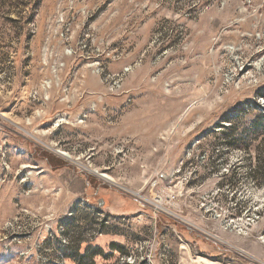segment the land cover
Instances as JSON below:
<instances>
[{"label":"rangeland","instance_id":"374dc122","mask_svg":"<svg viewBox=\"0 0 264 264\" xmlns=\"http://www.w3.org/2000/svg\"><path fill=\"white\" fill-rule=\"evenodd\" d=\"M0 264H264V0H0Z\"/></svg>","mask_w":264,"mask_h":264},{"label":"trees","instance_id":"16d2710c","mask_svg":"<svg viewBox=\"0 0 264 264\" xmlns=\"http://www.w3.org/2000/svg\"><path fill=\"white\" fill-rule=\"evenodd\" d=\"M42 156H43L44 159H46L47 161H50V163L53 162V160H54V159H53L52 157H50L48 154H43Z\"/></svg>","mask_w":264,"mask_h":264},{"label":"bare ground","instance_id":"6f19581e","mask_svg":"<svg viewBox=\"0 0 264 264\" xmlns=\"http://www.w3.org/2000/svg\"><path fill=\"white\" fill-rule=\"evenodd\" d=\"M59 153H60L61 155L65 156L66 158H68V154H67V153L62 152V151H60ZM102 176H104L105 178H107L108 180H110L109 177H108L107 175L102 174Z\"/></svg>","mask_w":264,"mask_h":264}]
</instances>
